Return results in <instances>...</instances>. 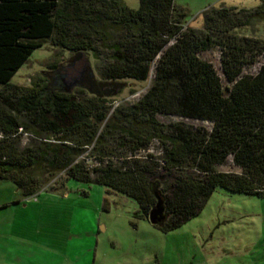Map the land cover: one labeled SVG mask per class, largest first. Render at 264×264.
<instances>
[{"label":"trees","instance_id":"1","mask_svg":"<svg viewBox=\"0 0 264 264\" xmlns=\"http://www.w3.org/2000/svg\"><path fill=\"white\" fill-rule=\"evenodd\" d=\"M124 1L0 0V181L28 197L62 174L132 199L144 220L160 194L165 218L154 227L163 233L197 216L216 188L264 199V66L243 72L264 46L228 34L264 20V0L237 21L211 10L202 31L181 25L173 0H137L136 9ZM45 39L69 52L67 61L30 87L10 84ZM212 47L225 87L198 57ZM102 48L108 59L96 78L88 56ZM151 73L148 90L107 117L126 82ZM158 115L210 126L163 124ZM153 141L160 152L140 155ZM227 160L239 172L218 171Z\"/></svg>","mask_w":264,"mask_h":264},{"label":"rangeland","instance_id":"2","mask_svg":"<svg viewBox=\"0 0 264 264\" xmlns=\"http://www.w3.org/2000/svg\"><path fill=\"white\" fill-rule=\"evenodd\" d=\"M124 3L129 9L138 7L137 0ZM173 5L183 15L180 23L184 28L202 31L204 14L211 10L226 9L237 21L243 19L239 10L254 9L259 0H173ZM225 27H212L208 33L218 35ZM228 34L254 39L258 46H264V20L253 19ZM40 44L10 84L30 87L48 65L65 63L70 56L51 46L49 39ZM98 53V58L88 56L96 78L108 59L104 48ZM219 54L212 47L198 57L213 66L225 87ZM260 66H264V50L243 72L254 74ZM152 79L151 73L145 82L127 81L121 94L111 100L107 117L114 108L135 103ZM157 119L163 124L210 126L176 116L158 115ZM25 141L23 137L22 143ZM159 152L153 141L140 155ZM217 170L239 172L228 160ZM137 214L138 206L132 199L100 185L65 179L62 174L28 197L10 181H0V264H264V199L216 188L197 216L167 233Z\"/></svg>","mask_w":264,"mask_h":264},{"label":"water","instance_id":"3","mask_svg":"<svg viewBox=\"0 0 264 264\" xmlns=\"http://www.w3.org/2000/svg\"><path fill=\"white\" fill-rule=\"evenodd\" d=\"M156 204L148 214V222L152 226L160 225L164 221L163 199L160 194H155Z\"/></svg>","mask_w":264,"mask_h":264}]
</instances>
